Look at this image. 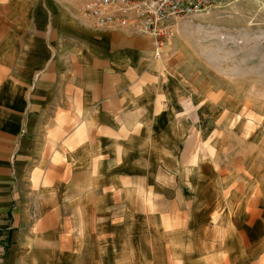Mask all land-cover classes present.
<instances>
[{"label": "crops", "instance_id": "crops-1", "mask_svg": "<svg viewBox=\"0 0 264 264\" xmlns=\"http://www.w3.org/2000/svg\"><path fill=\"white\" fill-rule=\"evenodd\" d=\"M87 1L11 0L3 35L0 11V264L217 262L240 224L220 215L219 170L183 160L186 88L152 36L97 30Z\"/></svg>", "mask_w": 264, "mask_h": 264}, {"label": "rangeland", "instance_id": "rangeland-1", "mask_svg": "<svg viewBox=\"0 0 264 264\" xmlns=\"http://www.w3.org/2000/svg\"><path fill=\"white\" fill-rule=\"evenodd\" d=\"M10 1L0 0L2 35L11 27ZM210 6L175 18L172 38L154 57L186 88L177 104L178 122L191 123L186 166L202 164L215 177L219 170L220 215L240 224V247L225 254L220 248L213 263L230 264L237 252L264 264V0H210ZM198 132L202 147L193 145ZM84 218L66 215L68 234H78L75 228L83 234Z\"/></svg>", "mask_w": 264, "mask_h": 264}, {"label": "built area", "instance_id": "built-area-1", "mask_svg": "<svg viewBox=\"0 0 264 264\" xmlns=\"http://www.w3.org/2000/svg\"><path fill=\"white\" fill-rule=\"evenodd\" d=\"M210 7V0H89L83 11L97 30L143 29L154 39L159 56L164 42L173 36L170 27L175 18L191 17Z\"/></svg>", "mask_w": 264, "mask_h": 264}]
</instances>
